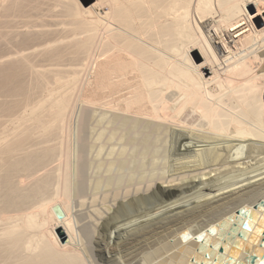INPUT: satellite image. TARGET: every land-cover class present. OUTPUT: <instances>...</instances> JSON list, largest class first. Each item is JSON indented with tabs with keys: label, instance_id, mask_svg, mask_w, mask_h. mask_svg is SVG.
<instances>
[{
	"label": "bare ground",
	"instance_id": "6f19581e",
	"mask_svg": "<svg viewBox=\"0 0 264 264\" xmlns=\"http://www.w3.org/2000/svg\"><path fill=\"white\" fill-rule=\"evenodd\" d=\"M15 108L0 264H264V0H0Z\"/></svg>",
	"mask_w": 264,
	"mask_h": 264
},
{
	"label": "rangeland",
	"instance_id": "374dc122",
	"mask_svg": "<svg viewBox=\"0 0 264 264\" xmlns=\"http://www.w3.org/2000/svg\"><path fill=\"white\" fill-rule=\"evenodd\" d=\"M85 4H89L90 3V1L91 0H82ZM43 3H45V2H43ZM45 4H47V3H45ZM45 4H43L44 6H45V9L47 10V6L45 5ZM44 6L42 7L43 9V11H45V9H44ZM58 8V7H57ZM58 10V11H57ZM56 11V13L58 14V13H60V11H59V8L57 9ZM46 15H44L43 17H45L44 19L42 18V17H40V20H39V18H38V20H39V23H46V22H48V24L50 25V23H51V27H57L59 24H60V21H61V24H60V26H58V27H61L62 26V24H63V22H65V19H66V21H67V19L69 18V17H67V18H65L64 16H62V18L61 19H63V17H64V21H62L61 19H60V17H61V15H58V17L57 16H53L54 18H56L57 17V19L58 20H60L59 22H58V20L56 21L54 18H52V16H50V14H48L49 12H44ZM47 17H49V18H47ZM51 17V18H50ZM18 19H20L21 20V18H23V17H17ZM34 19V20H36L37 19V17H25V18H23V19ZM31 19V20H32ZM41 19H43V20H45V21H42ZM48 19V20H47ZM52 19V20H51ZM70 19V18H69ZM68 19V20H69ZM53 20L54 21H56V22H53ZM40 21H42V22H40ZM49 21H52V22H49ZM70 21V20H69ZM53 23V24H52ZM54 23L56 24V25H54ZM47 24V23H46ZM58 24V25H57ZM67 24V23H66ZM53 25V26H52ZM65 25V24H64ZM63 25V26H64ZM69 24H67V26H68ZM236 31V29H233L231 32H235ZM239 33L240 32H236V33H234V36H237V35H239ZM193 56H194V58L196 59L197 58V60H198V55L200 56V53H199V51L198 50H194L193 52ZM199 60H200V58H199ZM26 90H27V88L23 91V92H26ZM28 91H30V89L28 90ZM27 91V92H28ZM32 92H33V94H34V97H36V96H38L39 95V92L41 91V87H34L33 88V90H31ZM18 96L19 95H14V96H12V97H8V99H13V98H18ZM14 111H12V112H6V113H4V114H2L1 116H0V120L2 121V127H6V126H9L10 124H11V121L13 120V119H15V117L17 116V114H18V110L15 108V109H13Z\"/></svg>",
	"mask_w": 264,
	"mask_h": 264
},
{
	"label": "water",
	"instance_id": "95a60500",
	"mask_svg": "<svg viewBox=\"0 0 264 264\" xmlns=\"http://www.w3.org/2000/svg\"><path fill=\"white\" fill-rule=\"evenodd\" d=\"M93 0H91L90 2H92Z\"/></svg>",
	"mask_w": 264,
	"mask_h": 264
}]
</instances>
